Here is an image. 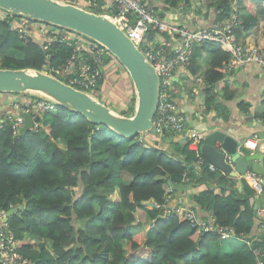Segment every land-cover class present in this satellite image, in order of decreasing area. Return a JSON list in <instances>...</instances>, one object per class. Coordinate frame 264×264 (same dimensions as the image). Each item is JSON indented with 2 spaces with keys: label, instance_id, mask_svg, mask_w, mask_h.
Returning <instances> with one entry per match:
<instances>
[{
  "label": "trees",
  "instance_id": "obj_1",
  "mask_svg": "<svg viewBox=\"0 0 264 264\" xmlns=\"http://www.w3.org/2000/svg\"><path fill=\"white\" fill-rule=\"evenodd\" d=\"M164 1L167 10L192 6V0ZM233 1L205 3L224 20L233 11ZM239 3L253 17H264V0ZM0 11L1 68L47 71L48 64L62 67L74 53V45L59 42L51 43L46 51L34 35L23 36L11 29L17 15ZM2 11L8 14L5 18ZM252 26L245 21L238 39L264 48L262 43L245 41ZM203 53L211 55L205 82L212 87L223 84L231 54L206 41L195 47L192 69ZM103 82L104 78L99 89ZM53 103V109L33 114L41 124L38 131L21 135L14 134L8 123L0 127V209L8 212L22 205L8 222L19 253L30 264H257L251 247L244 243L231 249L234 238L222 240L215 231L193 227L176 209L167 215L163 208L148 205L166 203L168 207L166 199L173 185L197 187L215 178L210 163L189 144L179 141L172 152L148 147L138 136L124 137ZM260 116L264 120V111ZM192 201L194 208L212 212L217 225L231 227L241 237L253 232L264 194L258 196L250 187L240 195L236 189L227 191L222 186L217 191L208 186ZM257 244L264 247V235Z\"/></svg>",
  "mask_w": 264,
  "mask_h": 264
},
{
  "label": "built area",
  "instance_id": "obj_2",
  "mask_svg": "<svg viewBox=\"0 0 264 264\" xmlns=\"http://www.w3.org/2000/svg\"><path fill=\"white\" fill-rule=\"evenodd\" d=\"M112 1V10L101 13L116 23L139 47L154 66L160 79V97L153 129L144 136H138L139 140L141 142L155 140L188 131L190 149L196 151L199 156L202 155L200 148L204 135L200 130L191 128V126L187 129V125L192 121V116L187 112L180 111L178 100L182 88L177 84V72L179 69H184L185 74L190 75L189 69L192 65L195 47L206 41H211L231 54V59L225 69L248 68L257 65L262 68L264 73V48L243 43L238 39V34L245 27V22L239 15V0L232 2L233 11L230 17L219 20L211 28L181 25L175 20L164 18L156 8L143 0ZM77 4L90 10L100 8V0H79ZM179 9L182 10L183 6H180ZM7 15L2 11L3 18ZM11 24V29L18 30L21 35L31 34L38 38L46 51H49L53 42L74 45V53L64 66L55 67L48 64V69L45 72L96 96L98 95L99 82L104 78L107 58H110L109 62L119 63L117 57L108 48L79 32L22 16L16 17ZM150 35H153V38H150ZM49 56L50 52L47 53V57ZM121 66L123 67L122 64ZM68 76L70 77L68 78ZM193 81H197L199 85L205 83L200 77H194ZM196 93L197 90L193 84L191 94L195 95ZM25 95L14 100L13 106L16 111L7 112L0 120V127L8 123L14 134H21V129L26 123L25 114L32 115L34 120V113L54 108V101L46 96L38 93ZM40 127L41 124L34 121V126L31 129L38 131ZM262 142L263 139L258 136L249 138L241 145L240 153L243 154L246 150H250L253 154L261 147ZM202 162L201 158L196 167L199 168ZM209 169L215 171L216 166L210 164ZM242 176L247 179L258 196L264 194L263 175L253 170L242 174ZM184 180L190 183L191 178L185 175ZM175 190L173 187L170 188L166 199L167 203L169 196ZM155 206L163 208L164 214L168 215L171 212L166 203H155ZM176 212L182 219H187L193 227H199L206 232H217L222 240L242 239L245 245L251 247L257 264H264V247L257 244L264 235V206L256 209V224L253 232L241 237H237L233 228L217 225L212 212H209V217L206 220L199 217L194 207L176 210ZM6 218L7 211L0 209V221H3L0 226V264H30L29 260L19 253L17 238L10 229L9 222L5 221Z\"/></svg>",
  "mask_w": 264,
  "mask_h": 264
},
{
  "label": "crops",
  "instance_id": "obj_3",
  "mask_svg": "<svg viewBox=\"0 0 264 264\" xmlns=\"http://www.w3.org/2000/svg\"><path fill=\"white\" fill-rule=\"evenodd\" d=\"M61 1L75 4L79 2V0ZM144 2L156 8L164 15V18L175 20L181 25L211 28L220 20L215 8L209 9L206 7V0H192V6L189 9L183 7L182 10L179 8L167 10L164 0H144ZM112 8V0H100V8L97 7L101 12H108ZM245 8L246 6H242L241 9L240 6L239 15L241 19L244 22L253 23L251 33L245 41L264 44L262 42L264 40V17H253ZM210 61L211 55L203 53L196 58L193 69H189L190 75H186L184 69L178 70L177 84L182 88L178 100L180 111L187 112L192 116V121L189 123L191 128H200L204 137L209 131L220 130L239 140L240 144L243 145L247 139L254 138L264 132V120L260 116L264 111L263 70L257 65L248 68L224 69L223 84H216L212 87L205 82L203 85H199L197 81H193V78L200 77L205 81L204 74L209 69ZM104 69L107 72V77L103 85L98 89L99 94L97 97L120 114L128 111L135 112L136 101L134 102V99L136 100V95L132 79L130 80L131 77H129L128 73H125L123 67H115L114 63L111 62L107 63ZM193 84L197 90L195 95L191 94ZM209 91L211 92L210 95ZM22 96L13 95L12 93L0 94V120L3 119L7 112L16 111L13 102ZM209 100L210 103H207ZM133 112L132 115L134 114ZM186 136H188V131L176 135H167L160 139L147 140L143 143L148 147L172 152L177 149V142L188 144L184 143ZM61 146H64V144ZM255 153L260 157L250 162L249 171L254 170L264 176V140ZM246 154H252V151L246 150ZM210 171L215 174V178L208 179L206 183L197 187L185 185L184 190L176 189V192L168 198V208L183 210L188 207H194L192 201L194 195L207 189L208 186L216 188L217 191L222 189V186L227 191L236 189L240 195L245 193V188L250 187L253 190L242 174H237L236 176L227 174L217 167L215 171ZM220 177H224L225 181L220 180ZM150 203L148 204L149 206H151ZM196 210L199 217L203 220L209 217V212L203 211L201 207H196ZM2 223L3 221H0V226ZM241 240L240 238L232 239L229 243L231 249L238 248L242 244Z\"/></svg>",
  "mask_w": 264,
  "mask_h": 264
},
{
  "label": "water",
  "instance_id": "obj_4",
  "mask_svg": "<svg viewBox=\"0 0 264 264\" xmlns=\"http://www.w3.org/2000/svg\"><path fill=\"white\" fill-rule=\"evenodd\" d=\"M0 9L79 32L108 48L132 79L136 110L130 116L120 114L96 95L76 88L45 71L31 68L0 67V93L41 94L84 115L90 122L106 125L128 138L144 136L153 129L160 97L159 76L139 47L108 16L61 0H0ZM24 117L26 123L21 129V135H26L34 126L32 115L25 114ZM186 128H190V125ZM258 137L264 140V132ZM189 140L188 135L184 143H189ZM241 147L239 140L224 131L216 130L205 135L200 152L209 163L236 176L247 173L250 162L260 157L257 153H240ZM173 188L184 190L185 185H173ZM150 204L155 206L154 202ZM21 208L22 205L11 207L5 221L8 222L10 216Z\"/></svg>",
  "mask_w": 264,
  "mask_h": 264
},
{
  "label": "rangeland",
  "instance_id": "obj_5",
  "mask_svg": "<svg viewBox=\"0 0 264 264\" xmlns=\"http://www.w3.org/2000/svg\"><path fill=\"white\" fill-rule=\"evenodd\" d=\"M95 11H98V12H101L100 10H98V9H96L95 8ZM118 59V58H117ZM119 60V59H118ZM3 62V58L2 57H0V63H2ZM111 63H114V65H115V67H122L121 66V64H120V61H119V63H115V62H111ZM124 70H125V68H123ZM125 73H128L126 70H125ZM129 75V74H128ZM106 77H107V72L105 71V73H104V80L106 79ZM129 77H130V75H129ZM130 80H131V78H130ZM132 81V80H131ZM99 94V93H98ZM189 208V207H188ZM242 241V240H241ZM242 243H244L243 241H242Z\"/></svg>",
  "mask_w": 264,
  "mask_h": 264
}]
</instances>
